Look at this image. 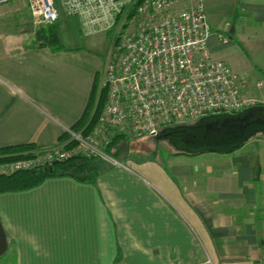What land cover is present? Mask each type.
Returning a JSON list of instances; mask_svg holds the SVG:
<instances>
[{
  "label": "crops",
  "instance_id": "crops-1",
  "mask_svg": "<svg viewBox=\"0 0 264 264\" xmlns=\"http://www.w3.org/2000/svg\"><path fill=\"white\" fill-rule=\"evenodd\" d=\"M205 11L212 55L264 98V0H205ZM32 18L26 0L0 1V149L55 147L101 86L106 33L85 35L60 7L54 50ZM0 219L11 264H264V138L110 166L96 183L48 177L0 193Z\"/></svg>",
  "mask_w": 264,
  "mask_h": 264
},
{
  "label": "built area",
  "instance_id": "built-area-1",
  "mask_svg": "<svg viewBox=\"0 0 264 264\" xmlns=\"http://www.w3.org/2000/svg\"><path fill=\"white\" fill-rule=\"evenodd\" d=\"M9 1V0H0ZM39 24L59 20L60 7L81 21L85 35L108 33L136 0H26ZM183 8L174 11L176 5ZM136 14L152 24L126 32L110 45L101 86L107 99L93 133H74L79 146L38 149L35 158L0 164V174L47 167L76 154L96 155L124 166L107 151L116 133L157 137L165 127L192 123L216 113H236L264 98L209 48L211 28L205 0H141ZM227 43V35H220ZM263 86V81L256 83ZM72 129L69 130L71 132ZM44 158V160H42ZM40 159L39 161H37ZM200 264H214L209 257Z\"/></svg>",
  "mask_w": 264,
  "mask_h": 264
},
{
  "label": "trees",
  "instance_id": "trees-1",
  "mask_svg": "<svg viewBox=\"0 0 264 264\" xmlns=\"http://www.w3.org/2000/svg\"><path fill=\"white\" fill-rule=\"evenodd\" d=\"M140 1L141 0H139L138 3H140ZM135 9L136 7H134V9H132L130 12L134 13ZM45 25L46 24H43L36 30V42L43 46L50 47L54 50L62 49L57 32V22L49 24L50 26H48V28H46ZM116 39H119V37H117ZM106 99L107 89L99 85L94 95L92 96V100L90 101V104L88 105V108L86 109L84 115L73 128H78L88 123L87 129H90L91 126H93L98 120L99 114L102 112L101 110H103L102 108H104V105L106 103ZM258 135L263 134H257L255 137H257ZM129 140L130 135H126L124 133H116L112 137L111 143L107 147V151L110 153L112 147H115L122 141H125V143L127 144L129 143ZM31 148L35 147L33 145L10 146L1 148L0 152L17 153L22 150H28ZM177 152L178 154L184 153L180 151ZM119 154L120 149L114 152V155ZM108 167H110V165L105 163L102 159H100V157L96 155L90 156L84 154H76L72 157L53 162L52 164L47 166L46 169L45 167H39L34 172L32 170H25L17 171L12 174H0V193L28 189L40 184L46 178L53 176H70L79 181L96 183L98 176ZM9 254L10 253L8 250L3 256L0 257V262L6 260Z\"/></svg>",
  "mask_w": 264,
  "mask_h": 264
},
{
  "label": "water",
  "instance_id": "water-1",
  "mask_svg": "<svg viewBox=\"0 0 264 264\" xmlns=\"http://www.w3.org/2000/svg\"><path fill=\"white\" fill-rule=\"evenodd\" d=\"M231 32H234V28ZM257 134L264 135V104L253 105L236 113L205 115L193 123L165 127L156 138L166 140L176 151L188 154L228 153L240 148ZM36 170L32 169L33 172ZM8 248V236L0 219V257Z\"/></svg>",
  "mask_w": 264,
  "mask_h": 264
},
{
  "label": "rangeland",
  "instance_id": "rangeland-1",
  "mask_svg": "<svg viewBox=\"0 0 264 264\" xmlns=\"http://www.w3.org/2000/svg\"><path fill=\"white\" fill-rule=\"evenodd\" d=\"M139 0H136V3L131 5V8L134 9V7L137 8V3ZM129 9V11L124 12L120 18L119 21L116 25V27L109 31L107 34L109 44H112V41L119 37V40L123 38L124 34L126 32H133L134 29H139L140 27L142 28L145 26V24H152L157 22L158 17H150V19H145V17H140L138 14H136V9L134 10V13L130 12L132 9ZM183 8L182 4L176 5L174 11H178ZM24 11V10H22ZM30 19V18H29ZM31 20V19H30ZM33 26L36 27L37 29L41 27L43 24L36 23L35 20L32 18ZM46 28L50 26L49 24L45 25ZM26 29V28H24ZM36 29V30H37ZM103 109V108H102ZM91 111V110H90ZM103 111V110H101ZM102 112L99 114L98 120L95 122L93 126L88 130V123L82 125L81 127H75L72 128V131L67 133L65 140H62L59 143V147L61 149H64L66 151H70L72 149H76L79 146L78 140L74 137V133L80 132L84 135L93 133L100 121ZM258 137H263L264 135H258ZM258 137H253L251 139H256ZM120 149V154L119 155H114V152ZM40 151L35 148H31L28 150H22L17 153H3L0 152V164H11L13 161L21 160L24 158H35L37 153ZM178 152L175 150V148L166 140H157L156 137H150V136H139V135H130V140L129 143H125V141L120 142L118 145L115 147H112L110 155L123 164H128L131 161L134 160H154V159H162V158H167L171 155H176ZM105 163H107L110 166H115L111 161L105 160L100 157ZM37 160V159H36ZM38 159L37 161H39ZM44 160V158H42ZM12 254H9L6 260H3L1 264H11L12 263Z\"/></svg>",
  "mask_w": 264,
  "mask_h": 264
}]
</instances>
